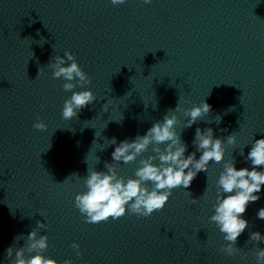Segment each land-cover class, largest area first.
Listing matches in <instances>:
<instances>
[{"label":"clouds","instance_id":"clouds-1","mask_svg":"<svg viewBox=\"0 0 264 264\" xmlns=\"http://www.w3.org/2000/svg\"><path fill=\"white\" fill-rule=\"evenodd\" d=\"M111 3L123 5L126 0H111ZM143 3L151 4L152 0H143ZM47 66L52 70L54 79L65 81L63 90L72 93L70 98L64 101L62 118L66 121L77 118L81 109L97 99L91 90L74 91L77 87L83 89L85 85L91 84L90 77L80 67L71 51H65L63 56H55L53 62ZM41 75L43 67L38 70L37 76ZM107 104L108 101L103 106L105 109ZM181 111L187 118L185 128H190L203 120L202 117L210 114L212 109L205 100L200 105L188 109H182L178 101L175 110L169 109L163 120L155 122L146 134L138 135L132 141L123 140L119 144L115 138L109 140L108 146L116 147L111 153L112 162H104L106 171L88 168L84 177L73 174L72 178L77 182L83 179L86 187V191L77 193L74 199V206L86 223L99 224L107 222L110 218L118 220L126 214H134L140 218L150 217L154 212L163 210L174 189H188L199 172H208L210 162L219 164L225 160V139L216 138L211 127L203 130L196 128L193 140L196 151L185 155L187 145L182 141L181 132L176 131V125L179 123L176 113ZM220 122L221 117L218 121L215 120L217 124ZM33 128L46 131L48 125L37 118ZM226 140L228 145H235L236 134L232 133ZM251 145L246 157V160L251 162V170H238L234 158L224 162L223 171L216 181L214 214L209 218L223 234L225 244L221 246L220 251L229 257L240 255L241 260L247 258V253L241 254L242 249L236 247L238 237L248 228V221L243 215L250 203L260 199L258 193L264 186V171L257 170L264 167V139H256ZM150 147L154 154L139 160L140 166L134 173L135 178H125L119 174V162L134 163ZM196 152L201 153L198 159ZM191 202L197 204L199 199H192ZM39 215L46 218L47 214L41 211ZM257 217L264 220V208L258 210ZM47 227V223L37 221L36 227L27 235L23 247L17 249L9 246L6 253L10 264H58L57 260L44 255L49 247V237L40 235V230ZM22 238L24 237L21 235L14 239L18 241ZM248 242H256L258 245L264 242V235L251 232ZM71 247L77 256H83L78 243L74 242ZM254 255L256 264H264V248L257 247ZM63 264H72V261L66 259Z\"/></svg>","mask_w":264,"mask_h":264}]
</instances>
